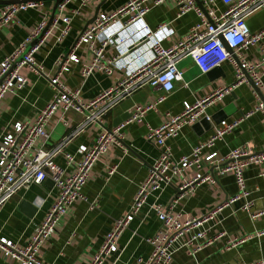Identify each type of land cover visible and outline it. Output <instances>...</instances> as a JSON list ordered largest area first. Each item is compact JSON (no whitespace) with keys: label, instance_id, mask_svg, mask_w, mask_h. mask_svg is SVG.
<instances>
[{"label":"crops","instance_id":"1","mask_svg":"<svg viewBox=\"0 0 264 264\" xmlns=\"http://www.w3.org/2000/svg\"><path fill=\"white\" fill-rule=\"evenodd\" d=\"M127 1H68L64 13L73 16L69 33L58 41L60 29L53 30L52 35L34 55L39 71L23 67L21 73L27 78V83L19 90L8 92L3 100L0 110V141L16 122L33 121L53 98L55 90L49 78L57 72V61L68 55L97 7L101 5L99 13H112ZM199 1L203 4L204 0ZM53 4V1H45L42 10L30 8L20 12L10 25L0 29V62L28 38L45 13H49L50 18ZM216 7L222 11L226 6L217 0ZM177 12L178 6L170 2L154 6L146 15L145 19L153 29L167 22L175 29V35L166 45H172L186 36L199 21L195 12L181 17H177ZM246 22L253 32L264 28V7L248 16ZM76 53L81 62L89 58L87 45H81ZM115 54L113 46L105 49V58ZM263 55L264 40L244 50L241 59L257 63ZM81 67V63L70 64V71L62 73L60 79L67 88L80 89L85 102L113 87L123 76V71L115 70L113 74L96 71L84 77ZM179 67L187 85L179 82L175 90L169 93L149 85L144 86L109 108L100 122L87 123L85 114L76 111L65 114L58 111L50 119L47 124L50 137L45 147L52 150L66 143L54 162L58 168L68 171L67 154L79 159L82 156L80 146H91L102 128L112 129L125 122L137 104H155L145 114L143 121L128 124L123 131L124 138L113 143L109 151L97 161L83 188L86 199H79L72 205L57 231L41 246L37 257L42 263L88 264L116 222L127 215L140 184L146 179L150 166L160 154V147L147 138L149 128L160 126L167 119L168 113L182 112L186 102L194 103L218 88L233 84L236 78L235 66L230 61L219 66L222 71L212 76L202 73L189 57L181 60ZM259 89L261 94L250 82L245 81L208 109L210 114L215 115L225 106L233 104L235 111L221 118L228 122L238 119L242 121L212 148H207L205 154L216 150L224 158L231 150L241 146L256 152L264 150L263 113L256 112L244 117L263 101L264 76L263 85ZM194 124L184 127L178 136L168 139L173 160L190 154L196 145L212 135L214 126L219 123L213 121L209 129L203 125L195 128ZM202 171L213 173L215 181H206L192 190H186L179 198V188L197 173L196 169L189 168L164 190L153 192L136 218L121 234L117 243L118 250L108 255L103 264H145L153 251L148 239L163 229L155 209L157 206L175 216L180 215V219L184 220L208 211L239 192L232 173L221 176L217 170L213 171L207 165L203 166ZM245 178L251 191L252 206L245 207L247 200L242 198L223 208L206 226L209 228L206 239L190 242L192 233H186L173 246L174 257L170 264H254L264 261V213L256 218L252 217V214L264 212V165H250L245 171ZM56 196L55 181L50 176L40 185L20 189L6 202L0 213V236L21 246L28 244L54 204ZM24 202L36 207L31 215L24 207ZM207 239H211V242L205 245ZM198 246L201 249L198 250ZM0 264L20 262L6 256L0 249Z\"/></svg>","mask_w":264,"mask_h":264},{"label":"built area","instance_id":"2","mask_svg":"<svg viewBox=\"0 0 264 264\" xmlns=\"http://www.w3.org/2000/svg\"><path fill=\"white\" fill-rule=\"evenodd\" d=\"M68 1L59 4V13L50 28L29 50L27 48L30 44L46 28L49 13H45L28 38L0 62V110L7 93L19 90L27 83V78L21 73L22 68L27 66L39 71L34 55L52 35L53 30L60 29L58 41L69 33L73 16L64 13ZM220 1L226 6L222 11L216 7L217 0H204L203 7L197 0H128L112 13H98L94 22L78 37L65 59L57 61V72L49 78L55 90L53 98L33 121L16 122L0 141V213L6 202L20 189L40 185L49 176L54 179L57 189L54 204L28 244L21 246L0 236V249L6 256L16 259L20 264H44L37 257L41 246L57 231L72 205L79 199H86L83 188L90 179L97 161L109 151L113 143L124 138L123 131L128 124L143 121L145 114L153 109L155 104H137L125 122L112 129L102 128L91 146H80L82 156L79 159L67 154L68 171L58 168L54 162L66 143L52 150L45 147L50 137L47 130L50 119L58 111L64 114L76 111L85 114L87 123L100 122V118L109 108L144 86L159 88L166 93L172 92L177 83L184 82L179 64L187 57L191 58L204 74L230 61L235 66V81L194 103L186 102L182 112L168 113L167 119L160 126L149 128L147 138L160 147V154L150 166L146 179L140 184L127 215L116 222L88 264H103L108 255L116 252L121 234L142 210L149 196L153 192L164 190L186 169H196L197 173L179 188V198L186 190H192L206 181H215L213 173H203L204 165L211 167L213 171L217 170L221 176L232 173L239 192L208 211L184 220L180 219V215L175 216L157 206L155 209L163 229L148 239L153 251L145 264H170L174 257L173 246L186 233H192L190 242L206 239L209 232L206 226L226 206L242 198L247 200L245 207L252 206L245 171L252 164L264 165V150L256 152L241 146L231 150L224 158L220 157L216 150L205 154L207 148H212L218 140L232 132L242 119L232 122L222 120L214 126L212 135L206 141L196 145L190 154L182 156L179 160H173L171 147L167 143L168 139L178 136L184 127L202 118L212 121V114L208 109L223 100L238 85L249 82L245 71L257 87L263 85L264 55L257 63L242 60L241 55L244 50L264 40V28L253 32L246 22L248 16L264 7V0ZM170 2L178 6L177 17L195 12L199 21L186 36L172 45H166L175 35V29L170 22L153 29L145 18L154 6ZM44 6L45 1L0 4V29L10 25L20 12L30 8L42 10ZM61 25L63 26L60 27ZM81 45H87L89 52V58L84 62H81L76 53ZM108 46H113L116 54L105 58L104 52ZM72 63H81V73L84 77L96 71L113 74L115 70L123 71V76L113 87L85 102L80 89L67 88L60 79L62 73L70 71ZM184 85L187 83L184 82ZM256 112L264 115V101H260L244 117ZM263 213L257 212L252 214V217L256 218ZM210 242L211 239H207L205 245ZM197 249H201V246ZM254 264H264V261Z\"/></svg>","mask_w":264,"mask_h":264},{"label":"water","instance_id":"3","mask_svg":"<svg viewBox=\"0 0 264 264\" xmlns=\"http://www.w3.org/2000/svg\"><path fill=\"white\" fill-rule=\"evenodd\" d=\"M28 1H53L54 4H53V9H52V13L50 15V18H49V21H48V24L46 26V28L41 32V34L30 44V46L27 48V50L30 49V47L32 45H34L43 35L44 33L50 28L55 16L59 13L58 11V6L60 3H62L63 1L65 0H0V4H3V5H8V4H14V3H24V2H28ZM198 4L200 6L203 7V4L202 2H200L199 0H197ZM100 7L101 5H99L95 11V14L94 16L92 17V19L86 24V27H85V30L87 29V27L92 24L94 22V20L96 19L99 11H100ZM228 50L230 52L233 53V51L228 47ZM234 57L237 58V56L234 54ZM221 69H219L218 67L212 69L211 71L208 72V75L209 76H212V75H217L219 74L221 71ZM245 75L246 77L248 78L249 82L254 86L255 90L261 94V91L259 89V87H257L251 76L249 75V73L247 71H245ZM263 101H264V98H262ZM233 111H235V107L233 104H229L227 106H225L221 111H219L218 113H216L215 115H212V121L208 120L207 118H202L201 120H199L198 122H196L194 124V127L195 128H199L201 125H203L205 128L209 129L211 128L212 126V123L213 121L217 122V123H220L223 119L221 117L225 116V115H230ZM181 190H179L180 192ZM24 207L27 209V211L30 213V215L35 211L36 207L30 203H26L24 202L23 203Z\"/></svg>","mask_w":264,"mask_h":264}]
</instances>
